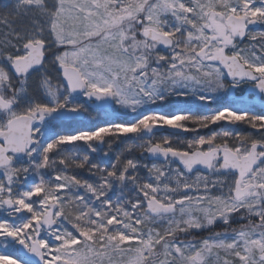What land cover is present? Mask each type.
I'll return each mask as SVG.
<instances>
[{"label": "snow or ice", "instance_id": "obj_1", "mask_svg": "<svg viewBox=\"0 0 264 264\" xmlns=\"http://www.w3.org/2000/svg\"><path fill=\"white\" fill-rule=\"evenodd\" d=\"M0 264H264V0H0Z\"/></svg>", "mask_w": 264, "mask_h": 264}]
</instances>
